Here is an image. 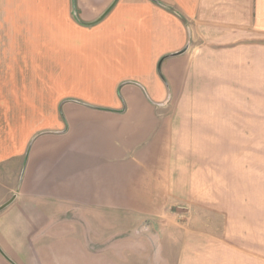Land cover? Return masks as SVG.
<instances>
[{
    "label": "crops",
    "instance_id": "obj_1",
    "mask_svg": "<svg viewBox=\"0 0 264 264\" xmlns=\"http://www.w3.org/2000/svg\"><path fill=\"white\" fill-rule=\"evenodd\" d=\"M32 9L18 26L31 49L11 73L19 112L0 127V264H264V231L171 213L162 138L163 112L188 96L212 112H264V0Z\"/></svg>",
    "mask_w": 264,
    "mask_h": 264
},
{
    "label": "rangeland",
    "instance_id": "obj_2",
    "mask_svg": "<svg viewBox=\"0 0 264 264\" xmlns=\"http://www.w3.org/2000/svg\"><path fill=\"white\" fill-rule=\"evenodd\" d=\"M36 2L0 0V127L8 121V114L19 112L12 110L21 94L19 89L14 92L11 73L20 70V58L31 49L24 44L25 31H19V14L22 11L27 22ZM198 97L188 96L187 101L163 112L162 138H172L169 177L171 193L177 198L171 213L180 219L192 216V227L197 225L194 217L200 215L208 218L204 225L210 230L216 226L264 231V112H212L210 103L197 104ZM5 169L0 166L3 204L9 200ZM229 215L233 219L225 222Z\"/></svg>",
    "mask_w": 264,
    "mask_h": 264
},
{
    "label": "water",
    "instance_id": "obj_3",
    "mask_svg": "<svg viewBox=\"0 0 264 264\" xmlns=\"http://www.w3.org/2000/svg\"><path fill=\"white\" fill-rule=\"evenodd\" d=\"M9 201H10V200H8V201L5 202L4 204H2V205L0 206V209L3 208L5 205H7V204L9 203Z\"/></svg>",
    "mask_w": 264,
    "mask_h": 264
}]
</instances>
